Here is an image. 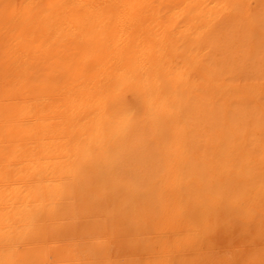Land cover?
<instances>
[{
    "label": "rangeland",
    "instance_id": "rangeland-1",
    "mask_svg": "<svg viewBox=\"0 0 264 264\" xmlns=\"http://www.w3.org/2000/svg\"><path fill=\"white\" fill-rule=\"evenodd\" d=\"M70 1L0 0V264H264V0Z\"/></svg>",
    "mask_w": 264,
    "mask_h": 264
},
{
    "label": "bare ground",
    "instance_id": "bare-ground-1",
    "mask_svg": "<svg viewBox=\"0 0 264 264\" xmlns=\"http://www.w3.org/2000/svg\"><path fill=\"white\" fill-rule=\"evenodd\" d=\"M198 1L201 2L200 4H203V3H205L206 0H198ZM241 1L245 2V4L248 7L252 6L251 5L252 4V0H241ZM69 3H71L70 10L75 14V16H78V18L79 17L83 18L84 20H86L85 22H89L90 20H93L95 18L96 20H98L97 23H96V24H98L100 19L103 18V17H107L109 15V12H110V10L107 9V7H105L102 4H100L98 0H71ZM123 6H125V5H123ZM202 6L206 8L205 11H204L205 13L203 14L204 15L203 17L205 19V24L206 25L211 23V21L215 17L219 16L220 13L218 11H216V10H213L212 6L207 7L206 4H203ZM222 9H223L222 13H224V12L228 13L229 12V10L227 8H222ZM195 33H197V32H195ZM106 54H107V52H106ZM143 71H144L143 68L140 69L138 72L130 71V73L128 74L127 77H128L129 80L131 79L134 82L145 84L146 77H145V73ZM240 217H242V216H240Z\"/></svg>",
    "mask_w": 264,
    "mask_h": 264
}]
</instances>
